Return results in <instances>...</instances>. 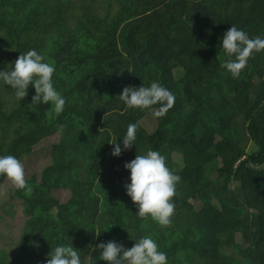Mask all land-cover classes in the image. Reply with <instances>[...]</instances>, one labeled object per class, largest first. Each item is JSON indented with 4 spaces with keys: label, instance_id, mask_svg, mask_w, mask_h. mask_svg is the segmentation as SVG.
Masks as SVG:
<instances>
[{
    "label": "trees",
    "instance_id": "16d2710c",
    "mask_svg": "<svg viewBox=\"0 0 264 264\" xmlns=\"http://www.w3.org/2000/svg\"><path fill=\"white\" fill-rule=\"evenodd\" d=\"M232 25L264 37V0H0V70L35 49L66 101L56 114L32 103L31 85L17 100L0 82V155L46 162L25 174L31 191L10 192L23 205L21 235L0 264H46L67 243L83 264H105L97 245L131 248L143 236L168 264H264V51L234 79L220 49ZM152 82L175 102L148 132L151 110L118 96ZM129 123L135 145L113 157ZM150 149L181 177L168 226L137 217L124 187V164Z\"/></svg>",
    "mask_w": 264,
    "mask_h": 264
},
{
    "label": "clouds",
    "instance_id": "9594fccd",
    "mask_svg": "<svg viewBox=\"0 0 264 264\" xmlns=\"http://www.w3.org/2000/svg\"><path fill=\"white\" fill-rule=\"evenodd\" d=\"M220 49L229 57L221 67L236 79L248 60L255 53L264 51V37L250 38L243 29L232 25L220 38ZM54 72L52 64L45 62L35 49H30L20 53L10 68L0 70V82L13 90L17 100H24L31 85L35 90L32 103L48 104L59 114L66 101L54 87ZM118 97L127 108L151 110L155 117H163L175 102L174 94L157 82L149 86L143 84L139 88L125 87ZM137 127V123L128 124L121 138L122 147L117 142L110 143L113 145V157H119L122 150L127 151L135 145ZM58 131H62V126ZM124 168L130 173V183L124 187L127 196L136 205V216L150 217L160 226H168L174 215L173 197L181 177L168 168L166 157L150 149L126 162ZM0 176L10 180L15 189L31 191L26 183L24 165L13 155H0ZM96 249L105 264H168L166 254L159 250L157 242L150 236L139 238L131 248L108 241L100 243ZM46 264H83V261L81 252L72 243H67L52 248Z\"/></svg>",
    "mask_w": 264,
    "mask_h": 264
},
{
    "label": "rangeland",
    "instance_id": "374dc122",
    "mask_svg": "<svg viewBox=\"0 0 264 264\" xmlns=\"http://www.w3.org/2000/svg\"><path fill=\"white\" fill-rule=\"evenodd\" d=\"M0 53L4 54L3 52ZM4 55L3 58H5ZM155 124V116L149 113L147 119L143 122V126L148 132H151L155 129ZM53 142L54 140L44 141L42 144L43 148L39 149L40 153L44 154L43 151H46V148H48V146ZM44 160L45 157L41 158L37 155H34L31 158L25 159V164H23V162L21 161V163L24 165L25 174H28L29 176L40 174L41 169L46 166V162ZM13 189L15 188L10 180H7L0 187V250L6 252L9 257L16 255L15 247L21 235L23 220L22 203L19 200H12L10 198V192ZM64 194L65 200L68 195L66 191L64 192ZM195 205L199 207L200 203L198 200H195ZM153 239L158 242L155 238ZM236 241L237 243L243 245L244 248H246V243L240 235L236 236Z\"/></svg>",
    "mask_w": 264,
    "mask_h": 264
}]
</instances>
